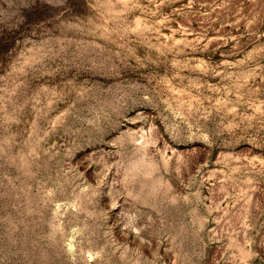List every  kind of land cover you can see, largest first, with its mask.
Wrapping results in <instances>:
<instances>
[{"label":"rangeland","instance_id":"374dc122","mask_svg":"<svg viewBox=\"0 0 264 264\" xmlns=\"http://www.w3.org/2000/svg\"><path fill=\"white\" fill-rule=\"evenodd\" d=\"M0 264H264V0H0Z\"/></svg>","mask_w":264,"mask_h":264}]
</instances>
